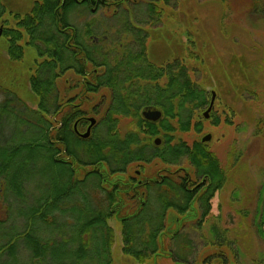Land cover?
<instances>
[{
  "label": "trees",
  "instance_id": "16d2710c",
  "mask_svg": "<svg viewBox=\"0 0 264 264\" xmlns=\"http://www.w3.org/2000/svg\"><path fill=\"white\" fill-rule=\"evenodd\" d=\"M176 7L178 0H28L17 8L0 0L7 59L21 60L26 46L36 53L28 77L34 105L0 86V122L5 117L13 128L11 140L0 130V264H240L225 230L214 222L203 230L226 170L207 142L178 136L201 131L204 116L195 114L210 98L190 75L204 70L202 53L192 29L182 27L191 19ZM170 22L176 26L167 38ZM154 44L167 48L159 62ZM67 72L77 79L69 82ZM147 108L161 118L144 119ZM88 116L95 123L83 138L77 133ZM154 136L162 137L160 146ZM134 164L143 166L142 177H154L140 184L115 177L131 174ZM37 175L48 178L41 193L29 185ZM253 226L264 240V183ZM204 247L228 253L199 259Z\"/></svg>",
  "mask_w": 264,
  "mask_h": 264
},
{
  "label": "rangeland",
  "instance_id": "374dc122",
  "mask_svg": "<svg viewBox=\"0 0 264 264\" xmlns=\"http://www.w3.org/2000/svg\"><path fill=\"white\" fill-rule=\"evenodd\" d=\"M8 2L20 8L28 0ZM173 10L184 20L188 17L191 19L188 23L179 21L182 27L192 29V37L198 41L194 48L202 53L198 57L204 70L195 68L190 75L199 84L206 85L210 99V93H215L211 114L214 113L219 120L218 124L212 125L209 117L204 120L202 116L203 128L200 132L190 130L178 136L191 143L210 134L211 138L207 141L210 150L218 157L227 173L226 183L215 192L211 200V210L203 225L204 233L210 222L216 223L220 229L225 230V236L238 251L240 264H264V240L257 235L253 226L259 191L264 183V0H178V7ZM183 10L187 15L179 13ZM71 19L83 22L82 18L75 15ZM175 26L170 22L164 27L167 38H170L167 30L170 27L175 29ZM155 44L152 59L159 62L166 57L167 48L161 46L160 49ZM35 56V51L26 46L21 60L10 61L0 39V86L30 106L36 102V96L28 87ZM210 71L214 72L209 77ZM65 78L74 82L77 76L67 72ZM63 83V79L58 81L61 95ZM76 92L69 91L67 97L74 96ZM102 92L105 91L101 90L93 96L94 100ZM206 109L199 110L195 117H198V113L203 115ZM4 118L0 122L1 134L11 140L13 128ZM129 122V118L119 121L120 133L127 130ZM159 137L162 138L154 136L152 140ZM135 168L136 164L126 170L132 174ZM146 171L152 174L155 170L151 166ZM115 177L124 181L126 174ZM47 179L37 175L32 177L29 185L38 188L35 193H41L47 186ZM108 222L119 235L118 222L114 219ZM218 250L228 253L225 248L204 247L199 259Z\"/></svg>",
  "mask_w": 264,
  "mask_h": 264
},
{
  "label": "water",
  "instance_id": "95a60500",
  "mask_svg": "<svg viewBox=\"0 0 264 264\" xmlns=\"http://www.w3.org/2000/svg\"><path fill=\"white\" fill-rule=\"evenodd\" d=\"M215 93L212 92L211 93V99L209 102V106L207 107V109L203 112V116L204 118L208 117V113L213 105V99H214ZM141 115L144 119L148 120V121H152L155 122L157 120H159L161 118V111L158 109H154V108H147L144 109L141 112ZM95 123V119L93 117L89 118V125L87 126L86 130L83 133H80L79 135L83 138L87 137L90 133V129L91 127L94 125ZM210 140V134H206L203 138L202 141L203 142H207ZM154 143L156 145H158L160 143V138H155Z\"/></svg>",
  "mask_w": 264,
  "mask_h": 264
},
{
  "label": "flooded vegetation",
  "instance_id": "af4514ba",
  "mask_svg": "<svg viewBox=\"0 0 264 264\" xmlns=\"http://www.w3.org/2000/svg\"><path fill=\"white\" fill-rule=\"evenodd\" d=\"M69 97H71V96H69ZM161 116H162V112H161ZM208 116H209V113H208ZM89 118H91V117H87V119H88V123H87V125H86V127H85V130H86V128H87V126H88V124H89ZM208 118V117H207ZM55 121H57V119L55 118ZM158 121V120H157ZM157 121H155V122H157ZM59 126H60V122L59 121H57V123H56V125H55V127H56V129L58 130L59 129ZM73 128H74V130H76V123H74L73 124ZM85 130H83V132L85 131ZM83 132H81V133H83ZM77 134H80V133H77ZM204 137V136H203ZM202 137V138H203ZM160 138V137H159ZM202 138L200 139V140H202ZM210 138H211V136H210ZM155 140V139H154ZM154 140H152V144L154 145V146H160L161 145V142H162V138H160V143L158 144V145H156L155 143H154ZM158 166H160V164H158ZM158 166H156L155 165V167H158ZM141 167H143V166H140V165H137V168H135L132 172H133V174H126V178L124 177V179H127V180H129V181H135L136 182V184H140V183H142L141 182V179H152L154 176H152V177H142L140 174H141V171H142V169L140 170V168ZM154 167V168H155ZM163 168V167H162ZM161 169V168H160ZM155 170V169H154ZM159 170V169H158ZM156 171V170H155ZM154 171V172H155ZM164 171H167V166L166 167H164ZM126 172L127 173H130V170L128 171V170H126ZM153 173V172H152ZM156 174L158 175V177H160V178H162L163 176L161 175V174H159V172L157 171L156 172ZM141 176V178H140V181L138 180V178ZM137 178V179H136ZM123 179V180H124ZM201 182H202V180H201Z\"/></svg>",
  "mask_w": 264,
  "mask_h": 264
}]
</instances>
